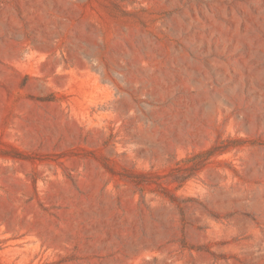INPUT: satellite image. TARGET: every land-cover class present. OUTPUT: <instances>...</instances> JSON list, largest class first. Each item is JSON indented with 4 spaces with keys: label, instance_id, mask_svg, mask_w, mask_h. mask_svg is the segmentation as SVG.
Wrapping results in <instances>:
<instances>
[{
    "label": "rangeland",
    "instance_id": "rangeland-1",
    "mask_svg": "<svg viewBox=\"0 0 264 264\" xmlns=\"http://www.w3.org/2000/svg\"><path fill=\"white\" fill-rule=\"evenodd\" d=\"M0 264H264V0H0Z\"/></svg>",
    "mask_w": 264,
    "mask_h": 264
},
{
    "label": "trees",
    "instance_id": "trees-1",
    "mask_svg": "<svg viewBox=\"0 0 264 264\" xmlns=\"http://www.w3.org/2000/svg\"><path fill=\"white\" fill-rule=\"evenodd\" d=\"M202 154H204V153H202ZM207 154H209V151H207V152H205V155H207ZM195 156H198V154H196ZM197 165H201V162H200V164H195V166H197ZM189 176H174V178H173V181H177V182H179V183H182L184 180H186L187 178H188ZM179 186L180 185H182V184H178Z\"/></svg>",
    "mask_w": 264,
    "mask_h": 264
}]
</instances>
